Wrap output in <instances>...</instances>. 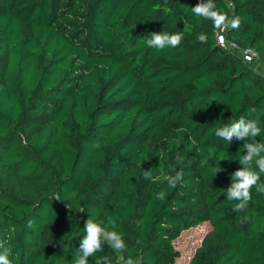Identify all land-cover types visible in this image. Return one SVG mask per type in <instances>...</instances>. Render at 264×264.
Wrapping results in <instances>:
<instances>
[{
  "label": "trees",
  "instance_id": "trees-1",
  "mask_svg": "<svg viewBox=\"0 0 264 264\" xmlns=\"http://www.w3.org/2000/svg\"><path fill=\"white\" fill-rule=\"evenodd\" d=\"M199 2L0 0V242L13 264H71L90 216L126 248L105 243L89 264H178L173 242L203 223L188 264H264V195L234 212L226 193L250 141L216 136L244 117L264 142V77L217 44ZM215 4L241 20L226 40L264 66V0ZM163 31L181 44L142 40Z\"/></svg>",
  "mask_w": 264,
  "mask_h": 264
},
{
  "label": "clouds",
  "instance_id": "clouds-1",
  "mask_svg": "<svg viewBox=\"0 0 264 264\" xmlns=\"http://www.w3.org/2000/svg\"><path fill=\"white\" fill-rule=\"evenodd\" d=\"M191 11L200 17L211 20L213 27L220 31L229 28L238 29L241 23L239 17H230L227 12L218 9L215 0H200L197 6L191 8ZM148 37L142 39L148 47L163 50L166 47L175 48L179 46L183 40V32L169 34L163 31L160 34L152 33L150 38ZM197 40L200 43H207V36L203 33L198 34ZM221 40L223 42V37ZM261 132L262 129L259 126L258 119L246 120L244 117L216 130L217 137L223 138L230 143L234 137L238 140H246L247 138L250 141L246 142L243 147L247 154L239 159V163L243 167L232 174L231 186L226 189L227 200L237 201L232 209L234 212L247 210L248 204L252 199L251 192L253 188L258 194L264 195V183L260 182L261 174H264V142H258L256 139L261 135ZM206 164H208V159H202L201 166ZM212 171L216 176L224 170L219 166L212 168ZM143 178L153 179V182L158 179L152 177V171H144ZM165 178L169 187L175 188L183 179V171H174V174L167 175ZM165 198L166 193L164 191L156 194L157 200L164 201ZM29 226H31V222H29ZM84 232L85 235L80 241L79 248L76 249L71 264H89V258L93 257L97 252H102V245L105 243L120 252H123L126 248L123 235L116 231H109L104 226V222L94 216H90L85 221ZM11 257L12 250L6 247L3 242H0V264H13ZM95 264H111V260L108 256H102L95 260ZM124 264H140V261L129 256L124 260Z\"/></svg>",
  "mask_w": 264,
  "mask_h": 264
},
{
  "label": "rangeland",
  "instance_id": "rangeland-1",
  "mask_svg": "<svg viewBox=\"0 0 264 264\" xmlns=\"http://www.w3.org/2000/svg\"><path fill=\"white\" fill-rule=\"evenodd\" d=\"M209 230V224L203 223L200 226L183 232L180 237L173 242L174 248L179 251L181 255L178 264H188L189 257L194 253L201 239Z\"/></svg>",
  "mask_w": 264,
  "mask_h": 264
},
{
  "label": "built area",
  "instance_id": "built-area-1",
  "mask_svg": "<svg viewBox=\"0 0 264 264\" xmlns=\"http://www.w3.org/2000/svg\"><path fill=\"white\" fill-rule=\"evenodd\" d=\"M215 35L217 38V44L221 47L228 49L229 51L239 55L244 62L251 65L253 69L258 71L264 77V66L260 64L258 54L252 48L241 49L235 44L226 40L222 31L216 30ZM223 37V42L221 38Z\"/></svg>",
  "mask_w": 264,
  "mask_h": 264
}]
</instances>
